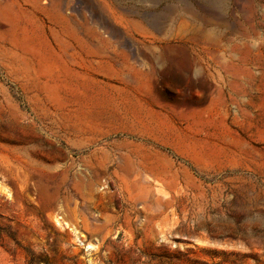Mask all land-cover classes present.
I'll return each mask as SVG.
<instances>
[{"label": "rangeland", "instance_id": "obj_1", "mask_svg": "<svg viewBox=\"0 0 264 264\" xmlns=\"http://www.w3.org/2000/svg\"><path fill=\"white\" fill-rule=\"evenodd\" d=\"M0 264H264V0H0Z\"/></svg>", "mask_w": 264, "mask_h": 264}]
</instances>
